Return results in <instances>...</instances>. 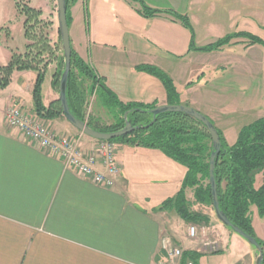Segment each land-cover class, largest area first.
Returning a JSON list of instances; mask_svg holds the SVG:
<instances>
[{"label": "crops", "instance_id": "0c3cea01", "mask_svg": "<svg viewBox=\"0 0 264 264\" xmlns=\"http://www.w3.org/2000/svg\"><path fill=\"white\" fill-rule=\"evenodd\" d=\"M140 1L154 10L186 15L194 35L168 14L145 17L139 12ZM29 2L42 11L43 19L56 20L57 0ZM260 3L77 0L70 8L72 48L124 103L169 105L161 80L137 68L161 69L175 82L179 105L199 111L225 136L224 126L233 125L227 123L231 120L239 125L249 118H264V83L258 80L264 46H249L243 39L213 52L191 46L194 42L196 48H204L240 32L255 35L256 26L264 28ZM197 24L204 30L201 39ZM56 30L58 38L57 23L52 37ZM60 64L57 55L47 67L42 86L47 108L60 98V88L53 85ZM37 77L32 71H16L0 91V264H156L168 258L165 239L185 253L199 254L197 264H228L226 260L237 252L233 246L241 248L245 264H256V249L211 215L210 225L193 240L189 229L195 224L176 211L158 210L180 192L187 174L160 150L119 145L121 174L113 188L99 187L9 128L5 117L15 101L35 113ZM49 123L62 135H79L64 115ZM81 142L88 149L97 145L88 136ZM263 182L260 175L257 186ZM261 221L255 210L253 226L264 241ZM206 239L218 243L222 255L206 252Z\"/></svg>", "mask_w": 264, "mask_h": 264}, {"label": "trees", "instance_id": "16d2710c", "mask_svg": "<svg viewBox=\"0 0 264 264\" xmlns=\"http://www.w3.org/2000/svg\"><path fill=\"white\" fill-rule=\"evenodd\" d=\"M76 1L67 0L69 26L71 23L70 8ZM139 3V12L145 17L151 18L162 13L168 14L175 21L181 22L194 35L193 26L186 15L173 11L154 10L141 1ZM27 15L25 24L26 37L29 40L27 53L24 56H15L8 66L0 68V91L9 86L16 71L38 72L33 92L35 113L44 120H54L63 115L61 103L60 101L54 102L47 108L43 104L42 96L45 74L51 62V57H49V61H46L44 57L52 54V48L48 35L36 33V27L39 25L47 27L48 23L40 20L42 13L35 9L29 8ZM236 39L247 40L249 46H264V38L240 32L228 35L204 48H196L193 42L191 49L203 52L219 51L231 45ZM64 68L65 58L62 55L60 70L53 82L57 88L60 87ZM137 69L161 80L168 94L169 105L180 104V94L175 82L167 73L154 66H140ZM93 94L98 95L103 107L111 114L114 122L110 125L102 126L96 119H87L88 96ZM68 100L71 112L99 132L113 133L122 130L126 124L124 117L127 112H130L128 120L132 122L133 126H148L147 129H138L132 134L112 142L119 145L160 150L168 158L185 167L187 174L182 189L176 197L165 201L158 210L173 209L186 222L202 227H207L210 224V217L197 214L191 209L196 204L211 207L214 205L210 185V160L214 146L210 133L202 123L182 113H164L159 115L156 122L151 125L154 118L150 111L157 107V103H124L120 101L107 87L105 80L99 78L95 70L74 49L68 83ZM218 131L221 136L222 150L216 159L215 176L221 210L233 225L256 238L264 251V241L257 237L253 226L255 210L260 219L264 220V182L257 186L258 177L264 175V118L244 127L233 145L228 144L222 131ZM188 189L194 191V203L187 199L186 191ZM228 229L233 232L232 229ZM216 254H222V252ZM199 256L197 253H185L183 261L184 263L189 259L196 261Z\"/></svg>", "mask_w": 264, "mask_h": 264}, {"label": "built area", "instance_id": "2783aa9c", "mask_svg": "<svg viewBox=\"0 0 264 264\" xmlns=\"http://www.w3.org/2000/svg\"><path fill=\"white\" fill-rule=\"evenodd\" d=\"M5 119L9 128L18 130L31 145L61 160L68 169L90 180L96 186L106 188L115 186V178L121 171L117 161L116 143L99 141L93 151L82 153L79 144L84 137L83 133L76 137L58 136L51 129L48 121L22 106L20 102L11 105ZM189 235L193 240L198 238L199 232L196 226L191 225ZM163 248L168 258L156 264H182L185 254L183 249L175 247L169 239L163 241ZM203 248L212 254L220 252L218 243L213 241L204 243ZM185 264H197V262L189 259Z\"/></svg>", "mask_w": 264, "mask_h": 264}, {"label": "rangeland", "instance_id": "374dc122", "mask_svg": "<svg viewBox=\"0 0 264 264\" xmlns=\"http://www.w3.org/2000/svg\"><path fill=\"white\" fill-rule=\"evenodd\" d=\"M29 8H32L29 0H0V47H1L0 48V68L8 66L15 56H24L27 53V46L29 45V40L26 37L25 24H26V21L28 18L27 13H28ZM37 11H40L42 13L41 10H37ZM259 12H260L259 20L261 22V25L264 26V0H261ZM203 16L204 15L201 14L199 19L203 20ZM217 17H220V15H217ZM221 19H222V17H221ZM40 20H42L45 23H48V26L44 27L42 25H39L38 27H36V33L39 35H41L42 33H45L46 35H48L49 40H50V46L52 48V54L50 56L47 55L44 58L46 59V61H49V57H51V62H52V60L57 55H61V57H62V55H64L63 50H62V40H61L60 31L58 30L59 31L58 38L56 35L57 30H56L54 37H52L53 36V26L55 25V23H57L58 27H59L58 12H57V18L55 20L56 22L55 21L52 22L53 19L51 20L50 18L43 19V13L40 17ZM220 21L221 20L218 19V22H220ZM223 22H225V21L223 20ZM197 33H198V36L200 39L204 35L203 27L200 26L199 24H197ZM254 34L256 36L264 38V28L262 26L261 27L256 26ZM55 37H56V39H55ZM246 44H248V43H246ZM261 49H263V48H261ZM260 63H261V65L264 64V54L262 55V53H260ZM43 66H44V63L42 65V67ZM32 72L36 73V75L38 76V72H36V71H32ZM258 80L260 83H264V67L263 66H261L259 68ZM33 99H34V96H33ZM15 102H17V101H15ZM22 106H24V105H22ZM86 114H87V119H91V118L96 119L101 123L102 126L110 125L111 123L114 122L109 111L103 107L102 102L98 98L97 94H93V95L88 96ZM256 120H257V118H255V119L249 118V119L243 120L242 123H240L239 125H236V123L232 120L230 122H227L228 124H233V125H225L224 126V129L226 131L225 138H227L226 140H227L228 144H234L235 141L238 139V136H239L241 130L246 126L251 125ZM46 121L49 122L50 120H46ZM49 124H50V127L53 130V132H55L58 136L76 137V136H71V135H62L60 132H58L54 128V126L51 123H49ZM78 133H79V135L81 134V132H78ZM84 136H86V135H84ZM97 142H99V141L97 140ZM117 145H118V149H119V144H117ZM79 147L81 148L82 153L83 152L84 153L85 152H91L94 149V148H92V149L84 148L82 145V142L79 144ZM99 169H101L100 166H99ZM120 174H121V171L119 172V175ZM116 178H115V183H116ZM175 187L173 188L174 191L176 189ZM175 195H174V197H176ZM186 195L188 197L187 199L190 200V202L194 203V201H195L194 191L191 189H188L186 191ZM163 198L166 199L168 197H163ZM166 200H168V199H166ZM191 209L193 212H195L197 214H201V215L208 216V217H209V215H211L212 217H214V220L216 221V223H221L216 217L213 206L211 207V206H204V205L196 204V205L192 206ZM172 210L173 209L169 210V212ZM173 211H175V210H173ZM261 222L264 223L263 221H261ZM194 226L197 227L198 232H199V236H200V234L203 232L202 228H204V226L202 227L198 224H195ZM259 230L261 231L263 229L259 228ZM199 236H198V238H199ZM258 238L260 239L259 236H258ZM242 239H244V238H242ZM209 241H210L209 239H206L203 242V246H204V243H207ZM233 247H234L233 251L234 250H235V252L237 251L236 253H234V255H236V257L233 258V256H234L233 255V256L229 257L226 260V262L228 264H245L243 262V257H240L241 248H238L237 246H233ZM220 255H222V254H215V256H220ZM243 255H244V253H242V256Z\"/></svg>", "mask_w": 264, "mask_h": 264}, {"label": "water", "instance_id": "95a60500", "mask_svg": "<svg viewBox=\"0 0 264 264\" xmlns=\"http://www.w3.org/2000/svg\"><path fill=\"white\" fill-rule=\"evenodd\" d=\"M57 4H58L59 31L62 40V50L65 58V68L60 81L59 101L61 103L63 115L66 118V120L79 132L98 141H113L115 139L130 135L138 129H147L148 126H140V127L133 126L132 122L128 120L130 112H127L124 117L126 124L122 130L113 133L99 132L97 130L92 129L86 121H82L78 119L71 112V108L68 100V83H69L70 73L72 70L73 48L70 37V26L67 18V12H68L67 0H57ZM150 113L153 115L154 118L151 125H153L156 122L157 117L161 114L182 113L199 121L208 130V132L211 135L214 146V152L210 160V185L212 189L213 203H214L213 207L215 210L216 217L225 227L232 229L235 234L244 238L251 246H253L256 249V253H257L256 264H263L264 251L261 245L258 243L257 239L245 233L241 228L233 225V223L229 220L226 214L221 210L219 197H218V190H217L218 189L217 180L215 176L216 159L218 154L222 150L221 136L219 134L218 129L207 117H205L203 114L199 113L195 109L186 105L158 106L153 110H151Z\"/></svg>", "mask_w": 264, "mask_h": 264}]
</instances>
